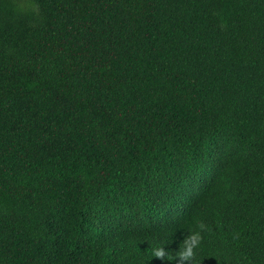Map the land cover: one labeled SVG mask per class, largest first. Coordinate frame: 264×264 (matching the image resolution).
<instances>
[{
	"label": "trees",
	"instance_id": "obj_1",
	"mask_svg": "<svg viewBox=\"0 0 264 264\" xmlns=\"http://www.w3.org/2000/svg\"><path fill=\"white\" fill-rule=\"evenodd\" d=\"M0 264H264V0H0Z\"/></svg>",
	"mask_w": 264,
	"mask_h": 264
},
{
	"label": "clouds",
	"instance_id": "obj_2",
	"mask_svg": "<svg viewBox=\"0 0 264 264\" xmlns=\"http://www.w3.org/2000/svg\"><path fill=\"white\" fill-rule=\"evenodd\" d=\"M198 233H194L188 240L185 241V246L178 252L180 261H189L194 256L193 249L199 243ZM153 257L159 258L163 261L165 257V250L163 247L153 249Z\"/></svg>",
	"mask_w": 264,
	"mask_h": 264
}]
</instances>
